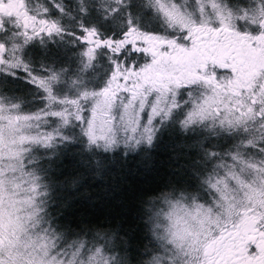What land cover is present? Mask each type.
Listing matches in <instances>:
<instances>
[{"label": "snow or ice", "instance_id": "6c2138e0", "mask_svg": "<svg viewBox=\"0 0 264 264\" xmlns=\"http://www.w3.org/2000/svg\"><path fill=\"white\" fill-rule=\"evenodd\" d=\"M0 264H264V0H0Z\"/></svg>", "mask_w": 264, "mask_h": 264}]
</instances>
